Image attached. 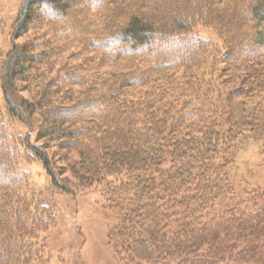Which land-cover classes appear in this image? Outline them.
I'll return each instance as SVG.
<instances>
[{
	"label": "trees",
	"instance_id": "obj_1",
	"mask_svg": "<svg viewBox=\"0 0 264 264\" xmlns=\"http://www.w3.org/2000/svg\"><path fill=\"white\" fill-rule=\"evenodd\" d=\"M12 26L0 264H51L44 195L80 193L122 264H264V188L234 181L246 142L264 167V0H25Z\"/></svg>",
	"mask_w": 264,
	"mask_h": 264
},
{
	"label": "rangeland",
	"instance_id": "obj_2",
	"mask_svg": "<svg viewBox=\"0 0 264 264\" xmlns=\"http://www.w3.org/2000/svg\"><path fill=\"white\" fill-rule=\"evenodd\" d=\"M0 2V56L3 58L11 48L10 42L14 40L23 44L27 41L26 37L16 40L14 32L9 33L25 0ZM11 35L12 39L9 37ZM18 87L23 90L28 88L25 83ZM6 123L19 136L20 133L14 130L11 123ZM246 144L242 157L238 159L239 168L234 181L240 185L239 190L252 192L264 188V167L258 159L257 148L250 142ZM37 166L38 163L30 164L26 161L21 164L22 169L30 173L32 183L39 185L43 174ZM95 194L44 195L46 202L55 206L58 215V226L46 237L51 264H122L108 241L109 230L118 224V218L104 207Z\"/></svg>",
	"mask_w": 264,
	"mask_h": 264
}]
</instances>
